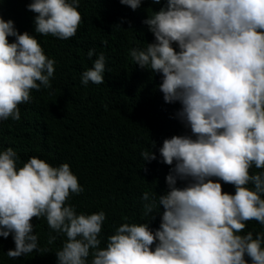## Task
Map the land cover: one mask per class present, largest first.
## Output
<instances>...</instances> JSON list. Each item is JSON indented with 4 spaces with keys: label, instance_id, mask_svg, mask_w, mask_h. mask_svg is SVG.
Listing matches in <instances>:
<instances>
[{
    "label": "clouds",
    "instance_id": "obj_1",
    "mask_svg": "<svg viewBox=\"0 0 264 264\" xmlns=\"http://www.w3.org/2000/svg\"><path fill=\"white\" fill-rule=\"evenodd\" d=\"M119 3L135 11L142 0ZM152 3L160 7L146 12L142 24L153 39L128 55L159 75L166 104L179 105L174 115L185 131L157 150V162L169 166L166 193L143 192L147 219L123 222L105 238L103 210L77 212L68 202L84 191L69 164L52 166L35 156L22 162L5 148L0 237L11 235L9 259L41 251L30 221L43 217L49 245L64 237L56 264H264V231H244L251 220L264 229V0ZM79 6L80 0H31L25 7L35 14L34 33L67 40L81 23ZM86 55L92 63L80 84H104V54L89 48ZM55 65L34 34H18L11 19L0 17V121L20 120L18 105L31 102L32 90L50 89ZM154 147L141 151L144 163L157 160ZM253 168L258 171L250 173ZM221 181L234 194L222 193Z\"/></svg>",
    "mask_w": 264,
    "mask_h": 264
},
{
    "label": "trees",
    "instance_id": "obj_2",
    "mask_svg": "<svg viewBox=\"0 0 264 264\" xmlns=\"http://www.w3.org/2000/svg\"><path fill=\"white\" fill-rule=\"evenodd\" d=\"M30 2L0 0V17L11 19L18 34L35 35L44 53L56 61L54 78L50 89L32 90L31 102L18 105L19 121H0V151L11 147L22 162L35 156L52 166L69 164L84 191L70 196L68 202L77 212L103 210L106 221L102 235L106 238L123 222L147 219L143 216L142 193L162 195L167 191L169 166L157 162V150L165 138L185 131L174 115L179 105L163 101L158 90L159 75L139 68L128 55L131 48L152 41L142 21L146 12L157 11L160 5L142 0L133 11L119 0H80L81 23L75 36L59 40L33 32L35 14L25 7ZM116 24L121 29L113 28ZM89 48L104 54L106 72L104 84L90 82L85 87L80 84V75L91 67L86 55ZM151 142H155L150 150L157 160L144 163L140 153L148 150ZM255 171L250 169V173ZM220 183L222 193L234 194L232 185ZM151 215L154 219L150 227L156 229L160 215ZM30 222L41 251L9 259L5 253L14 249L11 235L0 237V264H56L54 253L64 237L57 236L49 245L50 229L43 217H33ZM250 230L254 234L264 231L254 220L246 223L244 231Z\"/></svg>",
    "mask_w": 264,
    "mask_h": 264
}]
</instances>
